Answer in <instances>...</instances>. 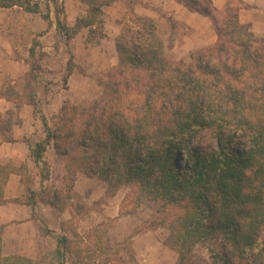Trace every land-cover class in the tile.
Here are the masks:
<instances>
[{
	"label": "trees",
	"instance_id": "16d2710c",
	"mask_svg": "<svg viewBox=\"0 0 264 264\" xmlns=\"http://www.w3.org/2000/svg\"><path fill=\"white\" fill-rule=\"evenodd\" d=\"M172 1L207 18L217 37L215 44L192 54L190 63L167 56L154 19L135 12L137 6L148 7L141 0H81L87 15L73 28L65 11L55 10L56 30L66 46L84 29L89 41L103 40L104 9L118 3L127 8L115 41L118 64L99 81L102 97L87 104L65 102L49 118L40 108L37 62L26 75L25 101L10 87L0 92L17 106H31L43 124L44 140H26L42 177H48L44 154L50 145L65 158L66 200L83 172L105 182L109 192L129 188L119 217L134 214L143 203L158 206L151 220L121 241L113 242L101 227L89 231V250L56 235L38 217L45 234L56 240L58 264H68L69 256L77 258L72 264H139L133 241L146 230L173 224L169 246L178 264H196L198 246L210 264H264V37L241 24L239 12L247 7L242 0H229L221 9L213 0ZM50 4L57 7L56 0H46L43 12L33 0H0V9L41 15L50 28ZM168 21L177 28L176 20ZM38 48L42 45L34 40L31 58ZM73 71L72 61H66L64 82ZM0 128H9L8 119ZM205 135L208 144H202ZM5 170L0 167V205L8 203ZM60 197L56 193L45 203L63 212ZM1 234L0 226V264H34L5 256Z\"/></svg>",
	"mask_w": 264,
	"mask_h": 264
},
{
	"label": "rangeland",
	"instance_id": "374dc122",
	"mask_svg": "<svg viewBox=\"0 0 264 264\" xmlns=\"http://www.w3.org/2000/svg\"><path fill=\"white\" fill-rule=\"evenodd\" d=\"M33 1L39 2L42 11L46 12V0ZM150 1L146 2L148 7L137 6L135 12L139 16H148L154 19L160 37L165 44L166 54L171 60L188 64L192 54L215 44L217 37L212 26L204 23L208 22L207 20L193 23L194 29L177 21L178 26L173 29L168 19L176 20V15L175 11L169 8L167 1ZM56 2L57 7L50 4V16L53 23L56 22V8L65 11L69 28H73L79 19L85 18L87 15V6L81 0H56ZM184 10L189 12L187 9ZM126 15L127 8L123 3L105 8L101 19V26L105 33L103 40L89 41V30L84 29L66 46L65 38L60 37L57 32L49 35L50 28L41 15L26 13L18 7L11 10H0V19L11 18L18 22L14 28L20 34L21 19L25 20L23 26L28 27L29 36L19 41V46L23 49L15 51L13 60L27 65L26 75L30 71L31 63L37 62L41 67V71L35 73L40 76L37 91L40 108L49 118L58 114L65 102L87 104L102 97L104 88L99 81L104 78L107 71L118 64L115 41L121 32L122 22ZM178 15L180 16V14ZM2 27H0V32L4 33V26ZM213 36H215L214 43ZM34 40L39 41L42 48H38L36 56L31 58L29 51ZM201 43L207 45L200 47ZM66 61H72L74 71L69 80L64 82ZM26 75L20 84L11 85V82H7V87L14 89L15 92H17L16 87L18 86L22 89L25 88ZM19 101H25L24 94L19 95ZM17 103L19 102L17 101ZM20 106H22L21 103ZM7 112L5 114L9 121L16 111ZM208 141L210 139L205 135L202 144H208ZM66 174L67 172L65 176ZM59 175L58 177L56 175V179L51 183H47L45 190L39 191V197L45 202L53 200L56 193L60 194L65 209H70L71 217L66 212V221L57 224L55 216L53 217L51 214L48 216L51 217V226L57 228L55 234L65 235L74 242V246L79 245L81 248L89 250L87 234L97 227H101L103 234L111 238L113 242L121 241L151 220L157 212L158 206L147 202L143 203L134 214L119 217L122 201L130 191L129 188L121 187L116 192H109L105 182L96 178L86 180L87 176L83 172L77 174L80 179L77 178L75 180L77 183L74 182V188L76 186L77 191L75 192L73 188L72 198L66 200L65 181L61 179V174ZM33 199L34 193L28 186L23 201L32 202ZM55 215L57 214L55 213ZM51 226H49L50 229ZM173 226L174 224L170 227L146 230L133 241L131 248L139 264H178V255L169 246ZM39 244L41 248L38 254L31 259L34 264H58L56 240L46 235L45 240L40 239ZM194 256L196 264H210L202 246L196 248ZM25 258L30 259L29 257ZM73 259L77 258L69 256L68 264H72Z\"/></svg>",
	"mask_w": 264,
	"mask_h": 264
},
{
	"label": "crops",
	"instance_id": "0c3cea01",
	"mask_svg": "<svg viewBox=\"0 0 264 264\" xmlns=\"http://www.w3.org/2000/svg\"><path fill=\"white\" fill-rule=\"evenodd\" d=\"M141 1L144 3L151 2L150 0ZM166 1L169 8L175 11L176 21L191 29L195 27L193 23H200L204 20L208 21L204 22L205 24L212 26L207 18L185 12V8L183 9L182 6L172 0ZM228 1L213 0V4L217 9H221ZM242 1L247 7L239 12L241 24L247 26L255 37H264V0ZM24 21V19H21L20 34L15 31L14 25L18 22L14 19H0V27L4 26L5 29L4 33L3 31L0 32V92L7 90V82H11V85L20 84L28 72L27 65H22L13 60L15 51H22L23 49L19 46V41L29 36L28 27L23 26L25 25ZM54 32H57L55 23L50 27L49 35ZM212 41L215 42V36L212 37ZM206 45V43H201L199 46L204 47ZM16 91L20 96L24 94V88L22 89L20 86L16 87ZM10 110L16 111V114L9 120V128H0V167H6L4 199L8 201V203L0 205L3 253H7L4 254L5 256L18 255L32 259L41 248L40 239L45 240L46 236L38 217L43 219L48 226H51V217L48 216L50 214L53 217L55 216L57 224L66 221V212L71 217L70 209L60 212L53 205L46 204L39 197V191L46 189L47 183H51L56 179V175L58 177L61 174V179H64L66 160L58 156L53 145H50L44 154V160L47 163L46 175L48 177L43 178L42 167L33 159L29 145L26 143V140L34 144L45 139L46 134L43 124L38 117L34 116L31 106L23 104L19 107L14 102L0 98V122L6 121L5 113ZM3 136L12 138L13 142L4 141ZM79 177L76 176V179H80ZM85 179L88 180L89 178L85 177ZM27 186H30L34 193L32 202L36 203L35 209L29 205L30 202L23 201ZM74 189L76 192V186ZM51 230L56 232L57 228L51 226Z\"/></svg>",
	"mask_w": 264,
	"mask_h": 264
}]
</instances>
